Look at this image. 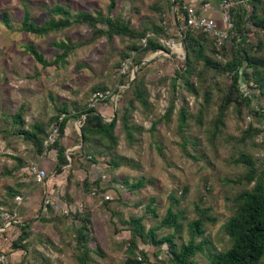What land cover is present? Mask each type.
Instances as JSON below:
<instances>
[{
	"label": "rangeland",
	"instance_id": "obj_1",
	"mask_svg": "<svg viewBox=\"0 0 264 264\" xmlns=\"http://www.w3.org/2000/svg\"><path fill=\"white\" fill-rule=\"evenodd\" d=\"M231 1V25L222 56L230 55L232 36H238L233 14L241 8L248 16L252 10L250 0ZM56 2L70 15L81 10L120 15L145 36L140 40L93 36L85 23H72L41 35L22 29L25 10L31 21L41 24L50 16L57 17L49 10ZM221 2L0 0V264H77L79 249L74 234L78 227L89 231L87 264H121L127 257L131 216H141L144 228L153 226L158 235L174 229L160 223L170 194L178 198L173 208L182 221L181 229L174 231L177 241L189 237L187 221L199 209H206L215 217L204 223L207 248L229 244L223 222L234 210L233 196L242 187L235 178L245 169L234 157L245 150L257 164L264 165V88L263 92L246 88L251 96L248 104L230 101L223 123L215 128L212 119L229 84L227 73L205 67L199 59L188 78L197 87V94L183 84L187 78L176 74V69L184 66L186 54L181 30L189 27L183 23L179 3L223 25ZM98 25L105 27L101 22ZM246 27L244 46L254 48L261 43L254 53L264 57V30L250 20ZM152 37L165 47L145 50L147 38ZM59 41L74 46L64 61L57 63L40 64L26 50V46L34 47L52 60L62 50L54 44ZM131 42L137 50L129 49ZM215 56L219 58L221 53ZM136 84L144 91L146 103L136 99ZM98 86L104 87L98 90L108 92L93 96ZM208 88L210 98L203 102ZM171 101L174 105L165 115ZM180 104L187 111L183 128L176 116ZM20 106L22 122L13 117ZM59 106L67 111L56 115ZM86 106L95 107L107 119L118 115L114 127L117 140L112 146L99 137L83 145L79 133L84 114L77 116L75 112ZM125 108L128 123L137 126L131 139L126 137L120 118ZM63 113L68 118L59 139L68 160L57 165L56 148L50 143L59 135L57 119ZM35 122L42 127L41 151L18 131L19 127L31 128ZM249 125L252 129L247 131ZM31 165L45 169L43 181L36 178ZM139 178L143 185L132 187ZM45 196L61 207L66 204L68 211H61L52 202L44 206ZM7 217L12 218L10 224H6ZM25 222L23 232L21 224ZM135 253L140 264H175L165 241L154 244L137 236ZM194 259L197 264L210 263L204 251H198Z\"/></svg>",
	"mask_w": 264,
	"mask_h": 264
},
{
	"label": "trees",
	"instance_id": "obj_2",
	"mask_svg": "<svg viewBox=\"0 0 264 264\" xmlns=\"http://www.w3.org/2000/svg\"><path fill=\"white\" fill-rule=\"evenodd\" d=\"M177 1V0H176ZM252 10L248 16L244 12H241V8L238 9L232 16L233 28L237 30L238 36L233 37V44L231 46L230 55L222 56V46H218L215 43L214 36L208 32L200 31L195 34L191 31L190 27L182 31V40L185 46V61L184 66L176 69V74L187 78L184 81V85L190 90H193L197 94V87H194L193 83L188 79L192 72L195 70V63L200 59L203 65L214 67L221 72H226L229 77V84L227 89L221 94V99L217 105V111L214 115L212 122L215 128L219 127L220 123H223V115L225 108L230 101L240 103L243 100L246 104L249 103L251 96L246 88H259L260 92H263L264 88V57L258 56L254 53L255 49L260 47V44L254 48L246 43V32L248 28L246 23L248 20L259 29L264 30V0H250ZM112 3L109 7L112 6ZM49 10L56 14L57 17L50 16L45 19L41 24H36L30 20V14L27 10L23 13L22 29L37 35L47 34L53 30H59L72 23H85L92 29L93 36L105 34L108 37L112 35H118L120 37H128L129 39L140 40L145 36L143 31H135L130 27L128 20L124 19L120 15H112L109 13L102 14L81 10L74 15H70L68 9L61 3L56 2L50 6ZM178 10L182 13L183 23L187 27L186 22V10L182 3H179ZM5 14V12H4ZM101 22L104 26L98 25ZM56 46L62 48L61 52L55 54L52 60H48L42 53L37 51L34 47L26 46V50L29 51L34 58L41 64H53L59 61H64L65 55L74 46L72 43L59 41L54 43ZM129 46L130 50H137L138 47L132 42ZM165 47L161 42L155 38H147L144 49L156 50L158 48ZM221 53V57H216L215 54ZM138 63V62H136ZM136 79V78H135ZM134 79V80H135ZM175 77L173 78V85H175ZM136 81V80H135ZM133 81V82H135ZM242 83L245 87H242ZM136 84L135 97L142 103H146L144 99V91ZM99 88L104 89L102 86L95 88V91ZM210 89H206L204 92L203 102H207L210 98ZM132 98L130 101L132 102ZM174 103L171 101L167 106L164 114L168 115L171 111ZM22 109L20 108L13 113V117L16 121L22 122ZM67 111L65 106L58 107V114ZM127 109L125 108L120 114L122 125L124 127L126 137L131 139L133 137V128L137 126L130 125L127 121ZM201 111V109L199 110ZM186 108L180 104L177 110L178 126L183 128L186 124ZM75 114L80 116L84 114L83 120L80 124V135L83 145L93 137H99L103 142L107 140L106 145L108 147L116 143L117 135L114 132V127L117 121V114L115 113L110 118L105 116L95 107L86 106L79 110H76ZM68 114L63 113L57 119L58 133L56 137L50 143V146L56 148L55 155L57 156V165L68 160L65 155V146L60 142V134H62ZM154 124V122H153ZM41 125L39 123H33L31 128L19 127L18 131L30 140L37 151H41L44 143L41 136ZM139 128V127H138ZM252 128L249 125L247 131ZM49 145V144H48ZM184 149V144L182 145ZM236 162H242L245 166L244 171L236 179L237 182L242 183V187L235 192L234 210L228 215L223 222V228L229 236V244L223 248L208 249V239L204 235L206 220H213L215 217L208 215L206 209H199L196 216L187 221V228L189 231V237L186 240L177 241L175 238V230L181 229L182 221L180 214L173 204L178 200L176 196L170 194V200L166 206L165 212L161 217L160 223H164L168 226H173L174 229L158 235L155 231V227L150 226L145 229L141 222V216H131L129 218V230L130 238L127 246V257L121 264H140L142 262L135 253L137 247V236L143 238L145 241H151L154 244H160L162 242L167 243V249L170 253V258L175 264H197L194 256L198 251L205 252L209 264H264V165L257 164L252 158L249 152L245 150L240 151L238 156L234 157ZM143 185L142 180L139 178L132 182L131 186L137 188ZM63 212L68 211L61 210ZM26 222L21 224L22 231L24 232ZM75 241L78 246L79 253L77 254V264H87L89 256V248L86 245L88 237V229L78 227L75 230ZM196 236H201L196 240ZM23 237L22 234L18 236L19 239ZM145 256V253L142 252Z\"/></svg>",
	"mask_w": 264,
	"mask_h": 264
},
{
	"label": "built area",
	"instance_id": "obj_3",
	"mask_svg": "<svg viewBox=\"0 0 264 264\" xmlns=\"http://www.w3.org/2000/svg\"><path fill=\"white\" fill-rule=\"evenodd\" d=\"M231 0H222L220 3V7L223 10V25H220L217 20L211 16H205L201 14L195 13V11L190 7L183 4L184 9L186 10V22L187 25L192 29H198L202 32L209 33L212 36H214L215 43H217L218 46H221L225 43V40L228 38V27L231 25L229 20V7L231 5ZM105 91V92H104ZM104 91L98 90L93 93V96H98L101 94L107 93V89ZM32 171L35 173V176L38 180L43 181L44 175H45V169L44 168H38L36 165L30 166ZM17 199H20V196L16 195ZM43 205L45 206L47 203L52 202L54 204V207L60 209V210H66V204L61 207L57 201H54V199H51L49 196H45L43 199ZM9 213L5 214V217L8 216ZM11 217H7L6 224L11 223Z\"/></svg>",
	"mask_w": 264,
	"mask_h": 264
}]
</instances>
